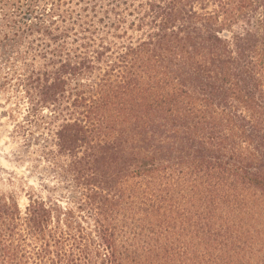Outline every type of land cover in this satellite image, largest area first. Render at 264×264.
Returning <instances> with one entry per match:
<instances>
[{
  "label": "trees",
  "instance_id": "16d2710c",
  "mask_svg": "<svg viewBox=\"0 0 264 264\" xmlns=\"http://www.w3.org/2000/svg\"><path fill=\"white\" fill-rule=\"evenodd\" d=\"M9 90L0 264H264V0H0Z\"/></svg>",
  "mask_w": 264,
  "mask_h": 264
},
{
  "label": "rangeland",
  "instance_id": "374dc122",
  "mask_svg": "<svg viewBox=\"0 0 264 264\" xmlns=\"http://www.w3.org/2000/svg\"><path fill=\"white\" fill-rule=\"evenodd\" d=\"M18 96L15 91H0V192L12 193L23 210L28 203L26 192L33 189L44 197L47 192L41 183L47 181L40 180L45 177L43 164L32 160L21 146V139L12 134L14 121L9 114L13 113L14 119L20 117Z\"/></svg>",
  "mask_w": 264,
  "mask_h": 264
}]
</instances>
